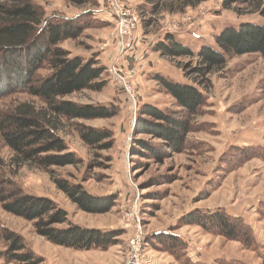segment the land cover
Segmentation results:
<instances>
[{"label": "rangeland", "instance_id": "1", "mask_svg": "<svg viewBox=\"0 0 264 264\" xmlns=\"http://www.w3.org/2000/svg\"><path fill=\"white\" fill-rule=\"evenodd\" d=\"M32 1L45 21L68 20L79 28V35L60 41V48L105 68L100 91L84 90L64 99L104 106L113 116L61 122L58 135L76 157L75 166L46 170L32 164L17 166L0 136V184L51 200L66 212L69 223L118 236L106 250L55 246L35 233L32 222L6 213L1 204L0 233L18 235L43 264H127L130 241L138 229L139 264H264V60L257 53L233 56L222 71L195 76L190 72L196 59L169 58L154 51L168 36L194 54L203 47L218 49L215 38L225 29L264 24L259 13L246 5L223 8L221 0L183 10L175 0H116L138 18L133 48L119 55L116 26L107 13L112 0H86L81 6L66 0ZM114 59L130 82L133 101L108 73ZM49 72L44 62L35 76ZM157 77L194 85L204 104L186 115ZM24 104L44 107L38 98L17 89L0 97V116ZM143 105L189 120L190 132L180 150L170 149L156 136L134 133L137 120L145 118ZM79 125L101 130L108 138L100 146H88L79 136ZM137 139L149 143L152 151L134 148ZM52 177L79 184L93 196L113 199L110 210L104 214L78 210ZM132 209L139 220L134 223L126 221ZM199 211H222L241 220L250 241L229 240L204 229L191 218ZM6 248L0 237V264H18L4 259Z\"/></svg>", "mask_w": 264, "mask_h": 264}, {"label": "trees", "instance_id": "2", "mask_svg": "<svg viewBox=\"0 0 264 264\" xmlns=\"http://www.w3.org/2000/svg\"><path fill=\"white\" fill-rule=\"evenodd\" d=\"M0 3V97L13 90H25L38 98L43 106L34 109L20 105L13 113L0 116V136L14 155L17 166L32 164L39 169L75 166L78 162L68 152L62 137L58 135L62 121L107 119L113 114L104 106L78 104L64 98L84 90L100 91L105 86V68L96 61H84L70 55L58 44L62 40L76 38L80 31L72 22L44 20L40 7L32 0H5ZM75 6L86 0H66ZM178 10L194 7L206 0H175ZM246 5L264 19V0H221L223 8ZM79 32V33H78ZM218 49L203 47L198 54L182 46L168 36L154 46V51L169 58H193L196 65L190 74L205 76L222 71L233 56L257 53L264 60V24L243 23L238 28H227L215 38ZM47 62L50 70L44 77L35 73ZM187 76V75H186ZM158 83L170 94L186 115H192L204 104L202 92L194 85L175 83L162 77ZM134 133L152 135L170 149L178 151L190 132L186 117L143 105ZM79 136L88 146L97 147L108 138L101 130L79 125ZM134 140V139H133ZM134 148L152 151L149 143L135 140ZM52 182L78 210L89 214H104L111 208L113 199H105L87 193L79 184L61 177ZM0 184L2 209L13 216L33 223L35 233L49 243L77 251L106 250L118 236L110 231L85 228L69 223L67 214L44 197L22 193L19 189ZM194 221L209 231H215L229 240L248 243L250 237L241 220L230 218L224 212H196ZM6 243L4 259L18 264H43L28 251L21 238L7 230L0 233Z\"/></svg>", "mask_w": 264, "mask_h": 264}, {"label": "built area", "instance_id": "3", "mask_svg": "<svg viewBox=\"0 0 264 264\" xmlns=\"http://www.w3.org/2000/svg\"><path fill=\"white\" fill-rule=\"evenodd\" d=\"M107 13L110 17H112L115 23V39H117L118 42V46L116 48L118 50V54L122 55L123 53L130 51L133 48L134 31L137 28L138 18L133 11L119 7L116 0H112L111 8ZM108 73L121 84V87L124 89L129 100L133 101V97L129 87L130 82L122 77L119 69V60L114 59L110 63V65L108 66ZM130 74L133 75L134 71H131ZM131 110L134 113V105L131 106ZM126 221L133 223L134 221H139L133 209L128 215H126ZM140 236L141 232L140 229H138V231L135 232V236L130 241V253L127 264H139L137 255L140 249Z\"/></svg>", "mask_w": 264, "mask_h": 264}, {"label": "crops", "instance_id": "4", "mask_svg": "<svg viewBox=\"0 0 264 264\" xmlns=\"http://www.w3.org/2000/svg\"><path fill=\"white\" fill-rule=\"evenodd\" d=\"M133 59H130L129 61L131 62ZM156 73V72H155Z\"/></svg>", "mask_w": 264, "mask_h": 264}]
</instances>
